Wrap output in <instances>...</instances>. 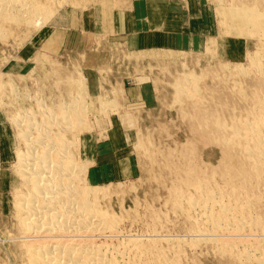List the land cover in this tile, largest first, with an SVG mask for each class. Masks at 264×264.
<instances>
[{
    "label": "rangeland",
    "instance_id": "rangeland-1",
    "mask_svg": "<svg viewBox=\"0 0 264 264\" xmlns=\"http://www.w3.org/2000/svg\"><path fill=\"white\" fill-rule=\"evenodd\" d=\"M78 1L53 0L50 4L54 6L48 4L51 10L48 8V12L42 16L43 21L37 19L39 23L35 21V24L30 25H11L0 34V264H25L23 251L27 245L51 240L40 232L36 236L29 233L26 239L21 237L23 235L20 236L22 233L18 230L15 204L16 194L21 191L22 186L16 167L19 164L18 157L27 147L20 135L28 127V135L32 139V136H38V127L42 126L41 130L47 129L43 127L40 117L47 118L48 108L55 115L48 117L54 121L52 126L61 127L59 124L63 122H60L63 116L60 119L57 117L59 120L55 118L60 114L57 108H60L59 105L69 106L67 104L73 102L79 106V99L87 110L83 111L84 114L81 111L85 110L84 107L80 110L76 106L82 118L77 114L73 118L69 115L73 125L71 123L72 128L68 127H76V130L73 129L74 138H71L74 134L70 129L65 131L66 134L62 129L65 136L61 129L57 131V126L56 129L51 127V131L54 134L60 132L65 141H69L68 147L76 144L75 150L71 147L68 153L76 152L75 156H71L73 161L78 162L74 163L79 164L78 167L80 163L85 167L84 175L81 172L82 177L78 176L85 180V186L103 189L104 196L96 198L98 208L103 213L107 211L108 215L112 214L108 217L115 221L117 229L113 226L112 229H102V232L100 229L96 230L101 235L96 231L92 234L88 230L79 236L59 238L65 243L71 241L86 244L89 237L90 243L92 241L96 246L101 243V247H97L107 252L112 247V251L116 250L117 246L120 247L118 242L122 244L135 234L142 239L145 236L144 242L147 238L151 239L158 251L162 250L161 257H167L162 259L165 261H151V264H239L240 262L223 254V251L232 248L241 250L245 247L253 249L261 240L264 230L254 227L257 229L255 230L252 225L247 224L239 230L235 224H226L228 227L225 225L221 230L214 229L213 240L193 243L190 241L191 237L202 230L193 229V225H197L196 220H202L199 219L203 213L199 209L192 211L191 215L184 212L187 208H184L187 205L185 196L189 194L188 196L194 197L197 186L193 188V185L199 181V184H204V189L205 186L214 192L218 189L216 194L219 195L222 190H219L220 187H226L231 182L230 185H233L239 179L238 170L242 160L240 158L241 162L238 161V157L241 152L238 148L233 150L231 147V153L230 147H224L225 141L222 138L226 137L227 131H224L226 133L221 138L217 135L222 133L211 129L218 126L230 129L233 122L245 118L247 112H255V109L249 111L253 107V99L250 97L254 89L252 82H249L252 81L249 63L250 58L257 53L264 54V36L254 33L252 24L245 25L243 16H239L237 11L255 9L264 12V0H184V9L194 18L196 25L194 30H189L199 35V42L198 47L189 45L187 48L174 50H136L122 39H116L114 26L118 17L131 6L132 0ZM48 13L50 15H46ZM177 82L190 89L191 95L178 98L177 93L174 94L177 92ZM141 83L150 92L148 98L143 97L137 87ZM38 107L39 112L43 109L46 114L39 116L36 111ZM29 114L34 115V120L32 116L31 119L27 118ZM18 116L20 120L25 122L29 119L30 122L26 121L28 124H24L22 121L19 122V128L15 127L16 124L18 126ZM74 118L77 119L76 122L82 119L86 121H81L83 126L79 123L76 125ZM19 137L23 142L19 141ZM37 147L36 151L40 148ZM234 152L238 154V160L235 159ZM104 165L115 170L117 176L113 178L116 179L97 181L93 177V172ZM234 165L239 166V169L236 170ZM123 167L126 169L124 175L121 172ZM232 170L237 171V174L239 172L238 178ZM227 172L233 181L227 176ZM251 183L252 186L255 185L254 181ZM257 184L258 187L253 189L255 186L252 187L249 182L245 189L247 192L241 191L239 196L244 194L243 198L249 192L252 197L255 194L253 191L262 194L264 186L262 183ZM257 188H262L263 192ZM184 192L187 193L185 196ZM177 193L184 199H179ZM222 193L219 197H222ZM258 194H255V198L262 196L258 201L262 199L260 202H263H258L259 205L252 204L253 208H250L253 210L251 209L249 216L256 217L257 214L258 217L260 214L259 218L262 220L264 197ZM223 195L228 202L229 196ZM192 217L194 220H191ZM261 222L264 223L263 220ZM20 239H23L22 243ZM110 251L107 253H112ZM133 253L128 252L125 257L120 258V262H129Z\"/></svg>",
    "mask_w": 264,
    "mask_h": 264
},
{
    "label": "bare ground",
    "instance_id": "bare-ground-1",
    "mask_svg": "<svg viewBox=\"0 0 264 264\" xmlns=\"http://www.w3.org/2000/svg\"><path fill=\"white\" fill-rule=\"evenodd\" d=\"M52 1L53 0H0V34H1V32H3V30L6 27L11 26V25H18L20 23H28L30 25V24H35V21H37V23H39L37 19H41V21H43L42 16L46 12H48L49 9L51 10V8L48 7V4H50V2H52ZM78 2H80V0ZM58 3H59V1H58ZM55 4H57V3H55ZM50 5H52V3ZM52 6H54V5H52ZM237 12H239L238 13L239 16H241V17L243 16V20H244L245 25L246 24H252L253 25L252 26L253 32L257 33L258 35L262 34L264 36V12H260V11H257L255 9H251V10H247V11L238 10ZM46 15H50V13H48ZM38 17H41V18H38ZM249 57H251V56H249ZM250 59H251V61L249 63L250 64V68H249L250 70L249 69L248 70H249V72L251 71L250 73H251L252 77H250V78H252L251 79L252 81L249 80V82H252V86L254 87V89L253 90L251 89L253 92H252L251 97H250L251 100L253 99V101H252L253 107H251L250 108L251 110H249V111L252 112V109H255V112L254 111L252 113L247 112L248 114L243 119L236 118L238 120L235 121V123L233 122L232 127L230 129L228 128L229 130L227 128L222 127V126H218L215 128L212 127L213 129H211V131L222 133V134L217 135L218 137H221V138L224 137L223 135H225V133H226L224 131H227V133H226L227 135L225 137L226 139L222 138L225 141L224 147H225V145H227L226 147H230V149H229L230 152H231L232 148L234 150L236 147L241 152V155H239V157L237 156L238 154H236L234 152L235 157H236L235 159L238 160L237 159V157H238L239 158L238 161H240V158L242 160V162L240 161L241 162V168H240V170H238L240 172L239 179H238L239 181L238 180H237V182L234 181L235 183L233 185H230L232 182L230 184H227V186L225 184L226 187L223 186L222 188L221 187L219 188L216 186L217 188H219V190L220 189L224 190L223 188H225L224 192L222 190L220 191L221 193L223 192L222 197H219V195L221 196V193H219V195H217L219 192V191L217 192L218 189H216L215 192L213 190H211V188H207L208 186H205L207 190L204 189L203 181H202L203 185L199 184V183H201L200 181L197 184L195 183L194 184L195 186L193 185V188L197 186L196 192L194 191L195 193H193V195L195 194L194 197L188 196L189 195L188 194V195H186L188 197L187 198L185 196V194H187V193L184 192L183 195L187 199V200L185 199L187 201V203H185V204H187V205L184 207V208L187 207L186 208L187 210L185 209L184 212L187 211L188 214H190L192 211L199 209L203 213L202 214L201 212H199L200 214H202L201 216L199 215L200 216L199 220H201V219L202 220L201 221L196 220L197 225L195 223L196 221L194 222L195 224L193 225V229L196 230V229L202 228V230L201 229H200L201 231L197 230L198 232H195V235L191 237L190 241H193V243L194 242L199 243L202 241L213 240L212 237H214L215 233H212V232H214V229H216V230L220 229L221 230L223 227H225L226 224H229V225L235 224L234 226L236 228H239V230L244 224L252 225L253 228L256 227V228H258V230L259 229H262V231L264 230V223L261 222L262 220L264 222V219L261 220V218H259L260 214H258V217H257V214L255 215L256 217L251 215L252 219H251V216H249L252 212L251 211V209L253 208L252 204L255 203L257 205L258 202H260V200H262V199H260L258 201L259 198H262V196H260V195H263V197H264V192H263L264 190L262 189L263 187L259 188L260 190L261 189L263 190V191L261 190L263 192V193L261 192L262 194H258V193H256L257 191H253L254 188L258 187L257 183H259V184L262 183L261 185L264 186V184H263L264 180H262L263 182L261 181L262 177L264 179V54L259 55L257 53L256 56H253ZM245 72H246V70H245ZM241 73L243 74L242 71H241ZM247 74H248V72H247ZM68 78H70V77H68ZM250 78H248V79H250ZM176 81H178V80H176ZM178 82L175 84V87H177V88H175V90H177V92H175L174 94L176 95V93H177L178 98H180L182 96H185V97L190 96L191 95V93L189 92L190 89L188 90V89L184 88L182 86L184 84H180ZM69 88H70V86H69ZM194 92H196V91L194 90ZM240 97H241V95H240ZM76 99L78 101V98H76ZM74 101L77 102L76 100H74ZM73 103L67 104L69 106H63L62 105V107H61L59 105L60 108H57L61 115L59 114L60 116L58 115L55 118L59 117V119H60L61 116H63V118H64V120H63V118L60 119L61 120L60 122L63 121L61 123V124H63V126L61 124H59V126H61V127H58V125H56L57 129H58L57 131H59V129H61V133H63V135H64V132L66 130L69 131V129L72 128L70 126L72 123V121L70 120L71 117L73 118V115L75 117L76 114H77L76 116H79V113H78L79 110H77V108L81 110L84 107V105L80 103V99L78 101V103L80 104L79 106L77 103L76 104H73ZM70 104L71 105L73 104V106H71ZM81 105H83V106H81ZM178 105H180V104H178ZM76 106H77V108H75ZM39 107H40V105H39ZM39 107H38V110H36L38 112H39ZM44 107L45 106H43L42 108L44 109ZM54 107H55V105H54ZM85 108L86 107H84V109ZM43 109L42 110L40 109V112H39L40 115L38 114L39 116H43L44 114H46V111L44 110V112H45L44 113ZM49 110L50 109L48 108L47 113H49V114L46 115L47 118L42 119V117H40L41 120H43V123H42L43 127L47 128V129L41 130L42 126L40 124L41 127L37 128L38 131L35 130V131H37L38 136H36V137L32 136V139H33V137H35V139L32 140L31 136L28 135V133H29L27 130V129H29L28 127L26 129L24 128L23 129L24 131L17 130V131L23 132V134L20 135V137L22 136L21 138H23V141L26 142L25 145L27 144V147H25L24 143H22V145L27 150L25 151V149H24L23 150L24 153L21 154V156L18 155L20 158L18 157L19 161L17 162V164L18 163L19 164H18V166L16 165L17 166L16 168L18 171L17 173H19L17 175L20 176L19 179H21L20 184L22 186L21 191H19V193L16 194V198H17L16 202L17 203L15 202L16 203L15 204L13 202L16 205L15 207L17 208L16 212L14 211V209H13V211L15 212V216H16V219L18 221V225H17L18 230H20L21 232L20 231L19 232L22 233V234H20V236L23 235L21 237H26V239L31 233H33V235L36 236V233L38 235L39 232L45 233L47 239H48V237H49V240L51 239L50 241H47V243L41 242L40 244L36 243V245H27L29 243V242H27V244H26L27 247L25 246L26 249L23 251L25 264H136V263H138V261L141 262V264H151V261H152V263H154V261H156L155 263H159V261L162 260L163 258L167 259V257L166 258L161 257V255L163 254L162 250L158 251V249L155 246V243H153V241L151 239H150L151 242H148L149 239L147 238L146 239L147 243H146V242H144L145 240L143 241V239H145V236L142 239L141 237H139V238L136 237L135 234L133 236H129V237L126 236V238L127 237L128 238L125 239L124 243H122V244L120 242H118L120 247L117 246L118 248L116 247V250H113L114 252L112 251V249H113V247H112L111 248L112 253H109V254L107 252H109L110 250L107 252L106 251L103 252L101 250L102 248L100 249L99 247H97L101 243L100 244L97 243L98 244L97 246L95 244H93L92 241L90 243L89 237L87 239L89 242L88 241L86 242V240H85L86 244H75L73 242L71 243V241L69 243L68 242L65 243L64 241H62L59 238V237H61V238L67 237V239H68L69 238L68 236H73V235L79 236V235H81V233L83 231H86V233H87L88 230H89V232L91 230V232L93 234L94 231H96L98 229H100L101 232H102V229H105V230L106 229H112V228H114L113 226H115L114 225L115 221L112 220L110 217H108L110 215L109 212H108L109 213V215H108L107 211H105V213H103L101 211V209L99 210V208H98L99 204L96 202V198L99 195L104 196L103 189L98 188L96 186H94V187L85 186L83 184V182L85 183V180L79 178L78 175H81L80 174L81 172L83 173V171L85 170L84 169L85 167H83L81 165V163H80V167H78L79 164L78 165L75 164L77 161L76 162L73 161V158L71 156L72 155L75 156V153H76L75 151H74L75 152L74 154L68 153L69 151H71L70 149H72V148H73V150H75L74 145H76V144H73V146L71 144L72 148L70 146L68 147L67 144L69 143V141H67L68 143L65 141L66 140L64 137L65 135L63 136L62 134H60V132H57V131H56L57 133L54 134V132L51 131L52 130L51 127L54 126L53 128H55L56 126L55 125L52 126V123L54 124V121L52 118H48V117H52L54 115V112L50 113L52 111H49ZM86 110L87 109H85V110L82 109L81 111L86 112ZM41 111L43 112V114ZM58 111H57V113H59ZM57 113H55V114H57ZM240 115H242V114H240ZM31 116L32 115L29 114V115H27V118L31 119L34 117V115L32 117ZM35 116H36V114H35ZM80 116L82 118V114ZM22 117H24V116H22ZM69 117H70V119H69ZM34 118H33V120H34ZM55 118H54V120H55ZM29 119L26 121L30 122ZM74 119H73V121H74ZM13 120L15 121V119H13ZM18 120H19L18 126L16 124L15 127L19 128V125H20L19 122H22V121L24 122V120H20V117ZM76 120L77 119H75L76 125L78 123L80 125L83 124V122H81V121L84 119H82L81 121H78V122H76ZM35 121H32V122H35ZM84 121H86V120H84ZM25 122H24V124H28ZM56 122L58 123L59 121H56ZM40 123H41V121H40ZM57 123H55V124H57ZM44 124H47V125L44 126ZM29 125H31V124L29 123ZM72 125H73V123H72ZM35 126H36V124H35ZM30 127L33 128L32 126H30ZM75 128H73V129H75ZM62 129H64V132ZM73 129H70V131L73 132L72 134H74V132L76 130L75 129L73 131ZM33 130H34V128H33ZM51 132H53L54 135ZM66 132H65V134H66ZM219 135H222V136H219ZM74 136H75V134L71 135V138H74ZM20 137H19V141L21 140ZM221 138H218V140H221ZM73 140L74 139H72V143H74ZM216 142H217V139H216ZM217 145H218V143H217ZM37 146L40 148H38ZM36 147L39 149L38 151H36ZM67 149H69V150H67ZM20 152L21 151H19V153ZM236 152L239 153L237 151V149H236ZM242 157H243V159H242ZM228 161L230 162V160H228ZM228 164H227V166H228ZM238 164H239V162H238ZM234 166H236V165H234ZM239 166H240V164H239ZM239 166L235 167L236 170ZM233 170H235V169H233ZM228 171L230 172V170H228ZM84 172H86V171H84ZM235 172H236V174H234ZM235 172L232 173V176L234 177V175L235 176L237 175V178H238L239 172H238V174H237V171H235ZM83 175H84V173H83ZM227 176H229V173ZM81 177H82V175H81ZM83 178H84V176H83ZM230 179L232 180L233 178L230 177ZM234 179H236V177H234ZM253 181L255 184L253 186H255V187H253L251 185L252 184L251 182H253ZM249 182H250V185L253 187V189H252V187L250 186L251 191H253L255 194H258L260 196L258 199L255 198V194L254 195L252 194L253 192H251V195H253L252 197L249 195V192H248L249 196L247 194H245V196L243 198H242V196L244 194L240 195L241 197L239 196V193H242L241 191L244 192L245 189L248 187ZM256 184H257V186H256ZM250 187H249V189H250ZM259 189L257 188V190H259ZM245 192H247V191H245ZM178 193H177V197L178 198L180 197L179 199H184V198H181L182 192H181V194H178ZM188 193H189V191H188ZM223 194H225L226 196H229L228 198L230 200L227 199V200H229L228 202H226L224 200ZM178 195H180V196H178ZM184 196H182V197H184ZM178 198L176 200H179ZM220 198H223V199H220ZM262 202L263 201H261L259 204H261ZM250 207H252V208H250ZM253 214H254V212H253ZM112 217L115 218L114 216H112ZM190 218H191V216H190ZM195 218L197 219V217H195ZM191 220H194V218L192 217ZM201 223H202V225H200ZM117 225H118V223H117ZM234 226H229V227H234ZM115 227L116 228H114V229L116 230L117 226H115ZM226 227H228V226L226 225ZM105 230H103V231H105ZM255 230H257V229H255ZM107 231H109V230H107ZM96 232L98 234H100L99 233L100 231L99 232L96 231ZM230 233H231V231H230ZM256 233H258V232H256ZM260 233H262V232H260ZM103 234H105V232ZM108 234H110V233H108ZM120 234H122V233H120ZM120 234H118V235H120ZM33 235H32V237H33ZM41 235H39V236H41ZM43 236H45V235H43ZM89 236L91 237L92 235H89ZM97 236H99V235H97ZM113 236H115V235H113ZM261 236H262V238H261ZM261 236H260L261 240L258 241V238L256 240V241H258L259 244L256 243L257 246L254 247L253 249L250 248L251 250L246 249V247L242 248L243 250L242 249L241 250H238V249L233 250V248H232V250L227 249L226 251H223V254H227L231 259H233L234 261H238L241 264H248L249 262L252 264H253V262H256L257 264H264V231L261 234ZM79 238L80 237H78V239ZM85 238H87V237H85ZM95 238H96V235H95ZM121 238H123V237H121ZM39 239H40V237H39ZM83 239H84V237H83ZM90 240H91V238H90ZM95 240H93V241L96 243ZM20 241H21V239H20ZM121 241H122V239H121ZM188 241H189V239H188ZM22 242H23V239H22L21 243ZM189 242H188V244H189ZM101 245H100V247H101ZM253 245L255 246V244H253ZM188 246H190V245H188ZM191 246L194 247L193 244H191ZM250 246H248V247H250ZM19 248H20V246H19ZM105 250H107V248ZM128 252H130V253L134 252L133 253L134 256L131 255L133 259L130 257L131 260L129 262L128 261H126L125 263H124V261H123V263L120 262V260H121L120 258L125 257L124 255L128 254ZM215 254L217 256V253H215ZM223 254H222V256H224ZM173 257H175V256H173ZM228 260L229 259H227V261ZM162 261H165V260H162Z\"/></svg>",
    "mask_w": 264,
    "mask_h": 264
},
{
    "label": "crops",
    "instance_id": "crops-1",
    "mask_svg": "<svg viewBox=\"0 0 264 264\" xmlns=\"http://www.w3.org/2000/svg\"><path fill=\"white\" fill-rule=\"evenodd\" d=\"M193 19L184 9V0H132L131 6L118 17L114 29L116 39H122L136 50L198 47L199 35L189 30L196 26ZM137 87L143 97H149L145 85L141 83ZM99 168L93 172L97 181L116 179L113 177L117 173L111 166ZM121 172L125 174V167Z\"/></svg>",
    "mask_w": 264,
    "mask_h": 264
}]
</instances>
